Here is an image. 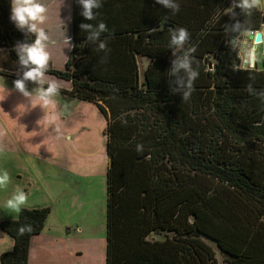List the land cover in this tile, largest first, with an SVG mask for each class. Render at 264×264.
<instances>
[{
  "label": "trees",
  "instance_id": "1",
  "mask_svg": "<svg viewBox=\"0 0 264 264\" xmlns=\"http://www.w3.org/2000/svg\"><path fill=\"white\" fill-rule=\"evenodd\" d=\"M175 2L174 14L156 0H101L88 21L72 0L68 58L46 72L105 120V264H218L213 245L227 264H264V68L242 67L231 41L239 20V30H259L262 12L246 14L239 0ZM10 17V0H0V41L19 62L14 46L35 36ZM100 22L109 31L89 40L80 25ZM178 27L199 71L187 100L183 71L171 76ZM49 211L23 207L0 221L13 239L0 264H28ZM23 225L32 231L20 235Z\"/></svg>",
  "mask_w": 264,
  "mask_h": 264
},
{
  "label": "crops",
  "instance_id": "2",
  "mask_svg": "<svg viewBox=\"0 0 264 264\" xmlns=\"http://www.w3.org/2000/svg\"><path fill=\"white\" fill-rule=\"evenodd\" d=\"M38 2L43 4L47 10V19L45 23L39 25V27L43 28L48 35L49 43H54L52 33H55L57 30L65 29L66 27L69 28L68 34L64 38L66 42L68 41V48L64 53L65 58L60 59V62L62 61L64 66L71 49L72 0H38ZM12 22L19 33L23 35L29 33L27 26L19 27L15 21L12 20ZM261 34L262 37H264L263 28ZM3 77L8 80L6 81L0 77V88L5 89L4 92L0 93V127L3 129L0 133H2L7 142L11 143V137L9 138L8 133L13 132L14 135L17 136L20 131L16 129H23L24 131L23 121L27 119L29 115L37 121L40 120L39 124L44 127L45 114L42 116L41 109H44L46 112V118L49 120V124L52 123V121L61 119L60 113L56 112L55 108H41L40 106H36L35 100L38 95L35 90L28 89L32 91L33 94L32 102L30 103L27 98L23 97L14 89L13 80L15 78L7 75H3ZM25 139V136L21 134V140L25 146L30 147L37 144L38 147L34 146L35 150L30 153L38 154V149H40L39 144H41L40 141H32V144H29ZM71 143H73L74 146L76 141H66V145H71ZM105 143L106 140L102 138L99 145L96 144L94 147L99 153H97V150H88V147L84 146L83 148H76V145L73 147V154L71 151H67L65 168H62L63 166L60 167L62 168V173L60 174L67 175L69 177L68 179L74 182L73 186L70 188L68 187L69 190L67 189L62 196L51 195L46 189H44L45 191L43 192L39 190L41 194L37 196L40 199L36 202L37 204L31 207L27 205L24 206L25 208L49 207L50 209L42 231L31 238L28 264H105V232L97 236L95 234L96 232L93 230L96 229V226L100 227L102 219L104 223L105 218L102 212H100L102 216L100 219L96 217L97 208L98 206L103 208V203H99L95 197L96 185L94 184L95 179L102 180L103 184L101 182L99 186L101 187L104 202L105 185L103 178H105L107 160ZM42 144L46 145V142ZM50 144H52L51 141ZM85 151H87V154ZM45 172L51 177L56 176L54 173L58 172V170L52 169ZM30 176L29 186L33 187V191L38 190L45 176L40 170H30ZM80 185L83 189H78ZM83 191L91 192V195L87 196ZM34 196L35 195H33L32 198ZM62 197L66 199L64 206L60 202ZM16 215L17 213L10 211V213L4 217L0 215V221L14 219ZM97 221L98 225H96ZM12 247L13 239L0 229V254L11 250Z\"/></svg>",
  "mask_w": 264,
  "mask_h": 264
},
{
  "label": "rangeland",
  "instance_id": "3",
  "mask_svg": "<svg viewBox=\"0 0 264 264\" xmlns=\"http://www.w3.org/2000/svg\"><path fill=\"white\" fill-rule=\"evenodd\" d=\"M259 10L262 12L264 18V8H261ZM262 28L264 29V22L259 29L260 32ZM68 29L69 28L66 27L65 29L57 30L55 33H52L54 40V43L52 44L55 45L49 43V40L47 41L46 50L49 52V66H51L52 68H63V63L62 61L60 62V59L65 58L64 53L67 51L68 48V44L64 40V38L68 34ZM243 32L244 31H242L240 38H237L235 40L234 44H236L238 48V56L241 60V66L246 67L243 64V55L244 51L248 47L246 46L245 50L241 51L243 44ZM3 45L4 44H2V42L0 41V72L12 76L22 75L23 71L26 69H24L23 66L19 64V62L9 60V52L6 48L2 47ZM14 48L16 54H18V50L22 48V46L15 45ZM263 48V44H259L257 51L262 54ZM140 66L141 68L144 66V62L142 60ZM255 67L259 69L264 68L263 54ZM4 74L0 73V77L2 79H5L3 77ZM46 78L49 81H56L61 87L59 95L54 97L56 101L55 111L60 113L61 119L52 121V123L49 124V120L46 118V112L44 111V109H41L42 116H44L45 114L44 127L39 124L40 120L37 121L34 118H31V116L29 115L27 119L23 121L24 131L23 129L19 128L16 129L20 131L17 136H15L13 132L8 133L9 138L11 137V143L7 142L2 133H0V171L6 170L11 177V182L7 185V187L4 189H0V215H2V217L10 213V210L5 207V203L8 199L12 198L16 194L17 189L23 190L27 194L28 203L26 205L29 207L34 204H37L36 202L40 200L37 196L40 195L41 192L45 191L44 189H46L49 193H51V195L53 194L54 196L64 195L68 187L70 188L74 184L73 181L68 179L69 177L67 175L60 174L62 173L61 169L65 168V164L67 161L66 152L71 151V153L73 154L74 151L72 150H74L73 147H75V145L76 148H83L84 146L88 147V150H97L94 149L96 144L99 145V143L102 141V138L106 140L102 132L105 127V120L96 108V106L92 103L80 101L74 97H71L70 95L62 93L61 90L70 89V83L68 81L59 79L49 74H46ZM5 80L7 81L8 79ZM15 80L16 78L13 80V82ZM27 88L35 90L37 95L39 94V91L35 84L28 82ZM2 130V127H0V132ZM21 134L25 136V140L28 141L29 144H32V141H40L41 144H39L40 149H38V154L30 153L31 151L35 150L34 146L38 147L37 144H35L34 146L32 145L30 147L25 146L21 140ZM74 140L76 141V143H74V146L73 143H71V145H66V141L73 142ZM50 141L52 142V144H50ZM45 142L46 145L42 144ZM85 153L87 154V151H85ZM97 153H99L98 150ZM52 169H57L58 172L54 173L56 174V176L49 177L45 171ZM30 170H40L45 176V179L43 178L44 181L41 182L38 187V190L35 191H33L34 189L32 186H29L31 178ZM103 180L105 185V178H103ZM101 182L102 180L100 179L94 180V184L96 185L95 197L97 198L99 203H103V208H100V206H98L96 211V217H98L99 219L102 217L100 215V212H102L103 217H105V199L103 202V194L101 192V187L99 186ZM81 187L82 186L80 185V188L78 189H83ZM39 190L42 191L40 192ZM83 192L87 194V196L91 195V192ZM33 195L35 196L32 198ZM65 200L66 199L62 197L60 201L63 206L65 204ZM96 225H98V221ZM93 230L96 232L95 234L97 236H99V234H104L105 218L104 223L102 219V224L100 225V227L96 226V229ZM212 247L215 252V257L217 258L218 264H227L223 254L214 245Z\"/></svg>",
  "mask_w": 264,
  "mask_h": 264
},
{
  "label": "clouds",
  "instance_id": "4",
  "mask_svg": "<svg viewBox=\"0 0 264 264\" xmlns=\"http://www.w3.org/2000/svg\"><path fill=\"white\" fill-rule=\"evenodd\" d=\"M78 3L84 9L82 15L86 20H96L98 13L93 10L102 7L101 0H78ZM156 3L171 8L174 14L180 11V5L175 0H156ZM237 6L246 14L250 15L254 9L264 8V0H239ZM46 11V7L39 3L38 0H11L10 19L15 21L19 27L27 26L29 32L35 36L34 41L30 45H25L18 50L19 64L26 70L23 71L22 75L13 84L14 89L23 97L27 98L30 103L32 102L33 94L32 91L28 90L27 83L31 82L35 84L39 91L35 100L36 106H40L41 108H55L56 101L54 97L59 95L60 86L56 81H49L46 78L50 60L49 52L46 50L49 37L44 29L39 27L47 19ZM80 28L88 34L89 40H100L101 34L109 31L103 22L97 25L81 24ZM189 40L190 33L188 30L183 27H178L172 31L169 45V47H175L176 51L173 54L177 56L172 62L171 76H177L181 71L184 73L177 80V83L180 85L179 90L183 91L184 100L190 98L194 91V83L199 77V71L193 68L194 57L192 53H195L196 48L191 47L185 50V45L188 44ZM98 48L105 49L106 42L100 41ZM257 48L258 46L253 42V46H250L244 51L243 64L249 69H254L261 59L262 54L257 51ZM178 52H182V55H177ZM4 91L5 89L0 88V93ZM10 182L11 177L9 173L6 170L0 171V189L6 188ZM27 203V194L23 190L17 189L16 194L6 201L5 207L19 214ZM31 231V225H23L19 228L20 235Z\"/></svg>",
  "mask_w": 264,
  "mask_h": 264
},
{
  "label": "water",
  "instance_id": "5",
  "mask_svg": "<svg viewBox=\"0 0 264 264\" xmlns=\"http://www.w3.org/2000/svg\"><path fill=\"white\" fill-rule=\"evenodd\" d=\"M239 24H240V20L237 23V26L234 29L233 32V37H232V42H235V40L241 35L242 31L239 30ZM263 37L262 34L259 30L251 32V31H244L243 32V44H242V48L241 51L245 50V47L247 46L248 48L250 46H253V42L255 43L256 46H258L261 41H262Z\"/></svg>",
  "mask_w": 264,
  "mask_h": 264
},
{
  "label": "built area",
  "instance_id": "6",
  "mask_svg": "<svg viewBox=\"0 0 264 264\" xmlns=\"http://www.w3.org/2000/svg\"><path fill=\"white\" fill-rule=\"evenodd\" d=\"M251 32H254V31H251ZM260 44H263V46H264V39H262V41H261ZM262 54H263V56H264V48H263Z\"/></svg>",
  "mask_w": 264,
  "mask_h": 264
},
{
  "label": "flooded vegetation",
  "instance_id": "7",
  "mask_svg": "<svg viewBox=\"0 0 264 264\" xmlns=\"http://www.w3.org/2000/svg\"><path fill=\"white\" fill-rule=\"evenodd\" d=\"M242 34V33H241ZM241 36V35H240Z\"/></svg>",
  "mask_w": 264,
  "mask_h": 264
}]
</instances>
